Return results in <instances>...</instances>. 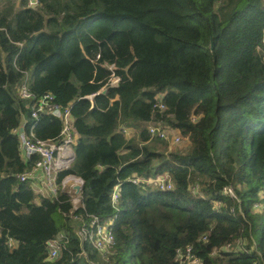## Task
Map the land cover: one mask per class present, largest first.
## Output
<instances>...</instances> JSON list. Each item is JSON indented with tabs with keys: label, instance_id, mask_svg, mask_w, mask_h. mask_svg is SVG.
Instances as JSON below:
<instances>
[{
	"label": "trees",
	"instance_id": "trees-1",
	"mask_svg": "<svg viewBox=\"0 0 264 264\" xmlns=\"http://www.w3.org/2000/svg\"><path fill=\"white\" fill-rule=\"evenodd\" d=\"M111 65L120 82L103 91ZM27 75L36 98L50 93L72 107L76 159L60 177L84 180L76 217L111 223L117 245L106 258L78 239L66 195L37 204L17 179L31 165L14 133L31 120L32 101L18 95ZM159 94L162 114L153 109ZM160 121L190 147L171 151L152 138L148 125ZM61 130L43 116L35 134ZM165 174L172 190L130 181ZM262 213L264 0H0V264H179L176 250L187 246L203 264H264V227L259 244L253 237ZM59 233L69 242L50 261L46 243ZM239 238L244 251L212 255Z\"/></svg>",
	"mask_w": 264,
	"mask_h": 264
},
{
	"label": "built area",
	"instance_id": "built-area-1",
	"mask_svg": "<svg viewBox=\"0 0 264 264\" xmlns=\"http://www.w3.org/2000/svg\"><path fill=\"white\" fill-rule=\"evenodd\" d=\"M29 7H36L39 4V0H27ZM97 58H100L98 56ZM111 76L107 86L103 89L115 86L120 82V78L115 73L114 65L109 67ZM28 75L25 77L23 83L18 87V95L24 101H32L31 109V124L26 120L22 122V125L14 130V133L19 139V150L22 160L26 164H31L29 168L17 175V179L21 183L37 182L39 184L38 192L42 197L58 198L64 194L69 198L72 205L71 217L80 221L81 226L77 230V237L82 244L89 243L92 247L98 251L104 258L112 252L116 245L117 240L113 230L111 229V223H105L96 216L85 218L80 215L76 217L74 214L79 209L84 208L82 202V191L84 187V180L74 174H67L64 177H60V174L69 171L76 159V145L78 141V134L75 129V119L72 114V107H62L55 101V97L52 94H46L40 98H36L28 87ZM105 93V92H103ZM94 94L89 97L92 99ZM163 94H159L155 98L153 109L159 113H165L167 106L163 101ZM43 116H52L58 119L62 124V130L60 134L49 140H42L35 134V127L38 121ZM193 121L197 120V117L193 116ZM119 131L130 137L131 129L121 126ZM148 131L152 138L159 139L161 141H170L173 146H180L183 143V136L181 133L173 129L168 125H164L163 122H152L148 125ZM134 185L141 184H154L160 191H168L174 188L173 183L168 174L158 176L155 179H141L134 176L130 179ZM76 187H81V192L78 193ZM224 195L230 196L233 199H237L235 190L232 186H227L223 189ZM120 199V186H116L112 193V205L116 207ZM219 207V205H217ZM257 207H259L257 205ZM2 237V230L0 228V238ZM207 237H203V241H206ZM69 242V237L63 233L57 234L53 239L47 241V247L49 251V260L55 261L58 259L62 252L66 249ZM253 249L257 251L255 241ZM16 241L13 238H7V245L9 248L16 246ZM245 240L239 238L227 245L222 249L216 250L212 255H219L220 253L241 252L244 251ZM81 255H86L83 251ZM259 257L261 254L258 252ZM176 261L179 264H203L202 259L196 254L192 246L185 248H178L176 250ZM263 263L262 259L257 264Z\"/></svg>",
	"mask_w": 264,
	"mask_h": 264
},
{
	"label": "rangeland",
	"instance_id": "rangeland-1",
	"mask_svg": "<svg viewBox=\"0 0 264 264\" xmlns=\"http://www.w3.org/2000/svg\"><path fill=\"white\" fill-rule=\"evenodd\" d=\"M164 125H167L164 123ZM185 140H187L186 138H184ZM169 144L170 146V150L171 151H174V150H177V149H185V148H188L190 147V143L188 145V143H186L185 145L183 146H180V147H175L171 144L170 141H165ZM182 145V144H181ZM188 146V147H186ZM197 190H194V192L196 193ZM258 212H260V209L261 207H257L256 208ZM256 227H255V231L253 233V237H254V240L256 241L257 244H259L260 240H261V237H262V229L264 227V213L260 214V216L258 217V219L256 220V223H255ZM128 264H132V263H128Z\"/></svg>",
	"mask_w": 264,
	"mask_h": 264
},
{
	"label": "crops",
	"instance_id": "crops-1",
	"mask_svg": "<svg viewBox=\"0 0 264 264\" xmlns=\"http://www.w3.org/2000/svg\"><path fill=\"white\" fill-rule=\"evenodd\" d=\"M26 120H27V118L25 117V118H23L22 122H24ZM135 133H136V131L131 129L130 137H133L135 135ZM186 143H188V145H189L190 141L188 139L187 140L184 139L182 145H180V146H183ZM190 145H191V143H190ZM180 146H178V147H180ZM175 147H177V146H175ZM186 147H188V146H186ZM30 185L32 186V188L35 191V194L37 196L36 203L39 204L40 203V197H42L41 194L38 192V190L40 189L39 184L37 182H32Z\"/></svg>",
	"mask_w": 264,
	"mask_h": 264
},
{
	"label": "water",
	"instance_id": "water-1",
	"mask_svg": "<svg viewBox=\"0 0 264 264\" xmlns=\"http://www.w3.org/2000/svg\"><path fill=\"white\" fill-rule=\"evenodd\" d=\"M77 192L80 193L81 192V187H76Z\"/></svg>",
	"mask_w": 264,
	"mask_h": 264
}]
</instances>
